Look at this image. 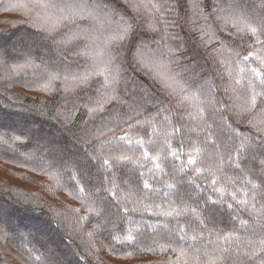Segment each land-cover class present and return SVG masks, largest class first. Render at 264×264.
Wrapping results in <instances>:
<instances>
[{"label": "trees", "instance_id": "16d2710c", "mask_svg": "<svg viewBox=\"0 0 264 264\" xmlns=\"http://www.w3.org/2000/svg\"><path fill=\"white\" fill-rule=\"evenodd\" d=\"M143 2L0 0V264H264V0Z\"/></svg>", "mask_w": 264, "mask_h": 264}, {"label": "snow or ice", "instance_id": "6c2138e0", "mask_svg": "<svg viewBox=\"0 0 264 264\" xmlns=\"http://www.w3.org/2000/svg\"><path fill=\"white\" fill-rule=\"evenodd\" d=\"M109 2H111V0H109ZM253 32H255V29H253ZM257 42H259V39H258V38H257ZM250 55H251V54H250ZM244 59H248V57H245ZM149 71H150V70H149ZM252 71L255 72V69H253ZM257 75H258V73H257ZM239 82H240V81L237 80V83H239ZM252 104H253V106H255V99H254V98H253V100H252ZM93 111H95V109H93ZM182 127H183V126H182ZM176 131H179V129H176ZM120 139H121V140H124L125 138H124V137H121ZM261 143L264 144V140H261ZM194 148H195V152H196V153H198V152L200 151V149H199L198 147H195V146H194ZM145 155H147V154L145 153ZM104 163H105V164H108V161L105 160ZM195 163H196V160H195L194 158H190V159L188 160V164H189V165H193V164H195ZM262 163H264V162H262ZM236 166L239 167V163H238V162L236 163ZM182 170H183V166H182ZM197 171H199V170L197 169ZM211 183H212V185H216L217 181H216L215 179H213ZM144 187H145V188H149L150 185L145 181V183H144ZM167 187H168L169 189H171L173 186H172V185H168ZM214 190H216V189H214ZM165 195H168V193H165ZM233 198L235 199V196H234V195H233ZM209 200H211V198H209ZM211 202L215 203V201H211ZM241 203H242V202H241ZM228 207H229V209H231V208H232V205L229 204ZM192 212L195 214V213H196V209H192ZM169 214H171V213H169ZM193 238H195V237H193ZM225 239H227V237H225ZM261 243L264 244V241H261Z\"/></svg>", "mask_w": 264, "mask_h": 264}, {"label": "rangeland", "instance_id": "374dc122", "mask_svg": "<svg viewBox=\"0 0 264 264\" xmlns=\"http://www.w3.org/2000/svg\"><path fill=\"white\" fill-rule=\"evenodd\" d=\"M140 6L141 7H145L146 6V4L143 2V0H140ZM19 7V6H18ZM18 7H16V10L13 12V14H11V15H14V16H12L11 18H13L14 17V19L16 20V19H21V17L20 16H18L19 15V13H17L18 12ZM6 17H9L10 18V16H6ZM0 47H2V44H0ZM4 48V47H3ZM24 48L26 49V46H24ZM8 202V201H7ZM0 218H2L1 216H0ZM16 226V225H15Z\"/></svg>", "mask_w": 264, "mask_h": 264}]
</instances>
